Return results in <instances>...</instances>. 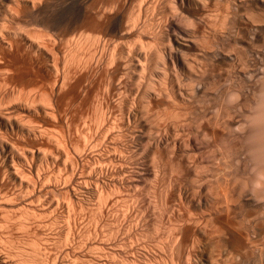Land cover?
I'll return each mask as SVG.
<instances>
[{"label": "bare ground", "instance_id": "bare-ground-1", "mask_svg": "<svg viewBox=\"0 0 264 264\" xmlns=\"http://www.w3.org/2000/svg\"><path fill=\"white\" fill-rule=\"evenodd\" d=\"M61 2L89 18L70 31L93 35L40 27L51 0H0V264H155L141 237L156 227L166 264H264L244 221L222 243L243 191L222 180L255 147L244 199L264 230V0Z\"/></svg>", "mask_w": 264, "mask_h": 264}, {"label": "rangeland", "instance_id": "rangeland-1", "mask_svg": "<svg viewBox=\"0 0 264 264\" xmlns=\"http://www.w3.org/2000/svg\"><path fill=\"white\" fill-rule=\"evenodd\" d=\"M52 1H53V2H52ZM61 1H62V0H60V1L56 0V1L54 2V0H51V3H52V4L54 3L55 6L53 5V6H51L52 8H50V7L47 8V9H48V12H47V9L44 10V11H39V12H41V14H40V13H37L38 15H37V14H34V16H32V19H34V21H36V20L40 17V19H38V20L36 21V22L38 23V25H40V27H41V26H45V27L48 26L49 29H52V30H53V29L55 30V27H56L57 31L60 30L58 27H61V25H63L62 28H64V29L61 28V30H65V29L67 30L68 27H69V30H67V31H70V29H72L70 26L73 27L74 25H79V23H80V24H86V23H88L87 21H89V20H88L89 18H87V17H82L80 14H78V12H77L75 9L72 8L73 11H69V10H72V9L69 8V7L63 8V4H62V8H61V3H63V2H61ZM63 1H64V0H63ZM55 3H56V4H55ZM55 7H57L58 9L55 8ZM68 9H69V10H68ZM53 10H54L55 12H54ZM57 10H58V12H56ZM50 11H51V12H50ZM42 12H43L44 15L42 14ZM44 12H45V13H44ZM61 12H62V13H61ZM76 12H77V13H76ZM54 13H55V14H54ZM59 13H60V14H59ZM68 13H69V15H68ZM49 14H50V15H49ZM52 14H53V15H52ZM56 14H57V15H56ZM70 14H71V15H70ZM76 14H78L79 16L76 15ZM61 15H62L63 17H62ZM67 15H68V17H67ZM42 16H43V17H42ZM34 17L37 18V19L35 20ZM41 17H42V19H41ZM57 17H59V18H57ZM81 17H82V18H81ZM45 18H47V19H45ZM50 18H51V19H50ZM65 18H66V19H65ZM70 18H71V19H70ZM77 18H78V19H77ZM49 19H50V20H49ZM58 20H59V21H58ZM65 20H66V21L71 20L72 22L70 23V21H69V23H70V24H69V23H67ZM85 20H86V21H85ZM43 21H44V22H43ZM48 21H49V23H48ZM53 21H54V22H53ZM62 21H63V22L65 21V22L63 23ZM76 21H79V22L76 23ZM74 23H75V24H74ZM71 24H72V25H71ZM55 25H56V26H55ZM66 25H67V26H66ZM51 26H52V27H51ZM54 26H55V27H54ZM64 26H66V27H64ZM53 27H54V28H53ZM54 30H53V32H57L56 30H55V31H54ZM50 31H51V30H50ZM67 31H65V32H67ZM65 32H64V34H63V36L65 35L64 38H63V36H62V39H63L62 42H65V43H66L67 41H65L64 39L67 38V37L70 38V36H71V37L73 36V38H76V36H78L79 38H81V37H84L85 35H86V36H87V35L89 36L90 34L93 35L92 32L89 31V32H90V33H89V32H88L87 30H85V29H83V31H82V29H80V30H78L76 33L70 31V32L72 33V34H71L70 32H68L70 35H69V34H66ZM77 33H78V34L80 33V36H79ZM82 33H83V36H82ZM88 33H89V34H88ZM73 34H74V35H73ZM66 35H67V36H66ZM260 37H263V36H260ZM69 38H67V40H69ZM237 81H239V80H236V82H237ZM239 82H240V83H239L240 85L244 86V84H242V83H243L242 81H239ZM26 88H27V87H25V89H26ZM29 89H30L29 91H31V90H32V87H29ZM33 89H34V88H33ZM26 91L28 92V88L26 89ZM256 94H257V92H255V95H254L255 97H256V96L258 97L259 95H261L260 92H259V94H257V95H256ZM245 107H246V106H245ZM245 109H246V108H245ZM246 110H247V109H246ZM190 125H193V126H194L195 124H190ZM253 136H254V138L256 137L255 135H252V136H250V138H251V137L253 138ZM252 138L249 139V137H248V140L246 139V140H244V142H243V144L245 143V144H244L245 146L248 145V147H249L250 149H254L255 146H254L253 144H254L255 142H256V144H257V140H255V139H257V137H256L255 139L253 138V140H252ZM248 142H249V143H248ZM253 142H254V143H253ZM250 143H253V144H251V146H250ZM252 146H254V147H252ZM251 147H252V148H251ZM255 148H256V149H254V150H256V152H258L257 150H260V149H257V147H255ZM212 149H213V150H212ZM209 150H210V148H209V149H206V152H205V150H204V152H203L202 155H206V157L208 158V160H209V159L211 160V159H213V158L216 157L217 152H216V149L214 150V148H211V151H209ZM254 150H253V151H254ZM249 151H250V152H249ZM249 151H246L245 153L243 152L244 154L241 155L242 157H243V155H244V156L246 155V156H245V159L247 158L246 160H247V161H250L249 163L246 161L247 164H248V168H246L247 171H246V169H245V171L241 170V171H242V174L244 173L245 176L242 175V174H241V171H240L239 174L242 175V177H241L240 175H239V176L237 175L238 178H237V176H236L235 178L233 177L234 179H233V178L230 179V180H229L230 183L228 182L227 184L224 183V181L222 180V183H223L222 187H223L224 185H226V186H224V187L222 188V192H223V191L225 192V190H228V189L230 188V185H234V184H235V185H237L241 190H243V191L240 192V193L242 194V195H240V196L243 197V198L241 199V197H239V198H240V199H239L238 196H237V198H236V196H234V197H230V198L227 197L229 200L226 198L227 200H225L224 203L227 204V202H228L227 205H228V206L230 205V206L228 207V208H229V209H228V212H226L225 214H223V217H224V218L227 217V218H226V221H227V223L229 224V226H228V227H224V226L222 227V230H224V231H222V232H224V234L226 233L225 235L222 233V236H223V237H224V236H227V238H229V236H230V238L227 239V238L225 237V238L223 239V237H221V240L223 239V240H225V241L222 242V241L219 239V240H220V241L218 240V241H219V244H220V242H222L223 244H225V243L227 244L228 241H226V240H229L230 242L233 241L232 243H234V242L237 243V240H236V239H237L238 237H234V238H233L232 235H231V232H230V230H231L233 227H235V226H236V227H235L236 229L233 228V229H234L233 232L236 231V233L238 234L239 231H240V232L242 231V228H243L245 225H246V226L249 225V232H248V233H249L250 236H248V237H249V239L252 240V241H254V240L258 241L259 239L262 238V236H263V238H264V235H262V233L264 232V230L261 229V228H259L257 224H253V223L250 221V219H249V213H250L251 210H249V209H251L252 207H251L250 205H248L247 202H246V200L244 199V198L247 199V197L249 198V196L252 194V192H250V194H249V191H251V190H250L251 188H250V185H249V184L252 185V183L249 182V181H250L251 179L253 180V176H254V174H255L256 167L258 166V164H257L258 159H255V157L257 156L258 158H261V156H260V157L258 156V154L260 153V151H259V153H256V154H253V151H252V150H249ZM209 152H210L211 155H210V154L207 155V153H209ZM214 152H215V153H214ZM205 153H206V154H205ZM254 153H255V152H254ZM251 155H252V156H251ZM254 155H256V156L254 157ZM259 155H260V154H259ZM191 156H192V155L189 156V160H188L189 162L193 161V159L191 158ZM192 157H193V156H192ZM203 157L206 158L205 156H203ZM190 158H191V159H190ZM207 158H206V159H207ZM259 160H260V159H259ZM261 160H262V159H261ZM140 162H141V164L144 163L142 160H140L138 163H140ZM258 162H260V163H259V166L263 167V165H262L263 163H261V161H258ZM222 165H223V164H222ZM252 166H253V167H252ZM259 166H258V167H259ZM224 169H226V168H224V167L222 166V175L225 176L226 174L229 173V172L227 173V170L229 171V169H226V170H224ZM257 169L260 171V168H257ZM200 170H201V169H200ZM258 170H256V171H258ZM170 172H171V171H170ZM170 172H169V173H170ZM224 172H225V174H224ZM247 172H248V173H247ZM169 173L167 172L166 175H165V177L168 176ZM176 173H177V172L174 170L173 173H172V175H176ZM257 173H259V172H257ZM257 173H256V174H257ZM246 174H247V175L249 174V175L247 176ZM160 175H161V174H159V175L157 176L156 179H154V178H150V182H149V183H151V185L154 186V187H156L157 184L159 185V184H160V181H159V180H162V179H160V178L163 177L162 175H161V176H160ZM251 175H252V176H251ZM159 176H160V178H159ZM239 177H240V178H239ZM254 177H256V176H254ZM158 178H159V179H158ZM187 178H188V177H187ZM241 178H243V179H242L243 181L241 180ZM256 178H257V177H256ZM183 179H184V178H180V179L178 180L179 183L181 184V189H182V188L184 189V187H185V189L182 190L183 193L185 192L186 195H188V196L190 195V197H188V198H190V199H191V197H194V198H195V195L193 196L192 188H190L189 185H188V184H190L191 181L193 180L192 177L188 178V180H187V179H186V180H185V179L183 180ZM235 179H236L237 181H236ZM248 179H249V180H248ZM240 180H241L242 182H241ZM252 180H251V181H252ZM156 181H158V182H156ZM180 181H181V182H180ZM183 181H185V182H183ZM189 181H190V183H189ZM187 182H188V183H187ZM231 182H232V183H231ZM237 182H238L239 184H238ZM246 182H247V183H246ZM156 183H157V184H156ZM229 184H230V185H229ZM240 184H241V185H240ZM228 185H229V186H228ZM159 186H160V185H159ZM159 186H157V188H158ZM246 186H247V187H246ZM248 186H249V187H248ZM225 187H226V188H225ZM227 187H228V188H227ZM243 187H244V188H243ZM245 187H246V188H245ZM159 188H160V187H159ZM224 188H225V189H224ZM246 190H247V191H246ZM246 192H247V193H246ZM187 193H188V194H187ZM248 195H249V196H248ZM251 196H252V195H251ZM222 197H223V193H222ZM234 198H235V199H234ZM151 199H152V198H151ZM222 200H223V199H222ZM231 200H233L234 202L232 201V203H231V202H230ZM238 200H239V202H237ZM177 201H178V199L176 198L175 203H174V206L176 207V208L174 207V210H175L176 213L179 212V211L182 209V208L179 207L178 204H177V203H180V202H177ZM226 201H227V202H226ZM242 201H243V202H242ZM176 202H177V203H176ZM182 202H183V201H182ZM229 202H230V203H229ZM236 202H237V203H236ZM183 203H185V202H183ZM222 204H223V203H222ZM241 204H242V206H241ZM243 205H244V206H243ZM183 206H184V207L186 206L187 208H186V209H183L182 211H180V213H182L184 210H185V212H186V210H187V211H190L189 213H193V214L198 213V211H195V210H193L192 208H190L189 204H187V205L185 204V205H183ZM249 206H250V207H249ZM236 207H237V208H236ZM239 207H240V209H239ZM241 207H242V208H241ZM177 208H178V209L180 208V209L176 211ZM188 208H189V210H188ZM238 209H239V210H238ZM243 210H244V211H243ZM248 210H249V211H248ZM229 211H230V212H229ZM231 211H232V212L234 211L233 214H232ZM241 211L243 212L242 214H241ZM187 213H188V212H186V214H187ZM189 213H188V214H189ZM228 213H230L232 216H231L230 214L228 215ZM238 213H239V214H238ZM188 214H187V215H188ZM226 214H227L228 216H227ZM235 214H237V215H235ZM240 214H241L242 216H241ZM189 215H190V214H189ZM225 215H226V216H225ZM234 215H235V216H234ZM239 215H240V216H239ZM223 217H222V218H223ZM228 217H229V218H228ZM235 217H236L237 219H236ZM238 217H239V218H238ZM232 218H233V219H232ZM245 218H246V219H245ZM234 219H235V220H234ZM242 219H243V220H242ZM248 219H249V220H248ZM228 220H229V221H228ZM239 220H240V221H239ZM226 221H225V222H226ZM236 221H237V222H236ZM241 221H244V222L242 223ZM232 222H233V223H232ZM240 222H241V226L244 225V226H242V228H241V226H240ZM246 222H247V223H246ZM250 222H251V223H250ZM93 223H94V221H93ZM227 223H226V225H227ZM237 223H238V224H237ZM248 223H249V224H248ZM212 224L214 225V222H212ZM230 224H231V225H230ZM236 224H237L238 226H237ZM142 225H144V224H142ZM226 225H225V226H226ZM254 225H256V226H254ZM232 226H233V227H232ZM250 226H251V228H253V229H251ZM230 227H232V228H230ZM237 227H240V229L237 228ZM144 228H145V225H144ZM224 228H226V229H224ZM228 228H229V229H228ZM258 228H259V229H258ZM257 229H258V230H257ZM260 229H261V230H260ZM156 230H157V231H156ZM158 230H159V231H158ZM160 230H162V231H160ZM165 230H167V229H164L163 227H156L155 230H154V229H152V230L150 229L149 232H146V233L144 234V236L141 237V238H143V241H145V240L147 241V242L145 241V243H144V244L146 245V249H148L149 251H151V250H152V251H155V252H157L156 254H158V255L160 256V257L158 256L159 259H158V257H157V259H158L157 261H158V262H155V264H158V263H159V264H166L164 260H166V262H168V260H167V259H168L167 256H168L170 253H169V250L167 249V245H166V244L169 243V240H168V242L165 240V239H167V237H165L166 232L168 233V231L165 232ZM252 230H253V231H252ZM262 230H263V231H262ZM152 231H153V232H152ZM163 231H164V232H163ZM227 231H228V233H230L229 235L227 234ZM251 231H252V232H251ZM157 232H158V233H157ZM161 232H162V234H160ZM153 233H154V234H153ZM241 233H242V232H241ZM251 233H252V236H251ZM253 233H254V234H253ZM152 234L155 235V236H154L155 238L153 237ZM157 234H158V235H157ZM258 234L261 235L260 238H259V235H258ZM159 235H162V236H159ZM255 235H256V236H255ZM150 236H151V237H150ZM157 236H158V237H157ZM166 236H168V235H166ZM257 236H258V237H257ZM156 237H157V239H156ZM159 237H160V239H158ZM162 237H163V239H162ZM250 237H251L252 239H251ZM145 238H146V239H145ZM153 238H154V239H153ZM164 238H165V239H164ZM231 238H232V239H231ZM253 238H255V239H253ZM256 238H257V239H256ZM148 240H149V241H148ZM155 240H156L157 242H156ZM160 240H161V241H164V240H165V244H164V242H161ZM235 240H236V241H235ZM135 241H136V240H135ZM135 241H134V244H135V243H138L137 241H136V242H135ZM218 241L215 242L216 245H213V244H214V243H213L211 246H210V245L205 246V247H204V251H205V252H208V251H210V249H211V251L213 252V251H215V249H216V251H217V248H220V247H221L220 249H222V245H221L222 243L220 244V247H219V244L217 245ZM148 242H149V243H148ZM230 242H229V243H230ZM147 243H148V244H147ZM158 243H159V244H158ZM161 243H162V244H161ZM152 245H153V246H152ZM156 245H157V246H156ZM159 245H161V246H159ZM163 245H164V246H163ZM147 246H148V247H147ZM208 246H210V247L208 248ZM212 246H214V247H212ZM216 246H217V247H216ZM155 247H156V249H154ZM158 247H159V249H158ZM160 247H161V248H160ZM164 247H165V248H164ZM215 247H216V248H215ZM157 249H158V250H157ZM160 249H161V251H159ZM206 249H207V250H206ZM208 249H209V250H208ZM220 249H219V252H220L221 255H222V250H220ZM166 251H167V252H166ZM216 251H215V253H216ZM165 252H166V253H165ZM167 253H168V254H167ZM164 254L166 255V258H165V255H164ZM218 254H219L218 252H217V255L215 254L216 257L218 256ZM215 255H214V252H213V256H214V257H215ZM163 256H164L165 259L163 258ZM108 257H109V256H108ZM108 257H106V258H108ZM168 257H169V256H168ZM216 257H215V258H216ZM160 258H161V260H160ZM162 258H163V259H162ZM221 258H222V256H221ZM112 259H113V258H111V257L108 258V260H107V261H108V264H117V263L119 262V260H120L118 257H115V258H114V261H115V262H114ZM116 260H117V261H116ZM111 261H112L113 263H112ZM161 261H162V262H161Z\"/></svg>", "mask_w": 264, "mask_h": 264}]
</instances>
